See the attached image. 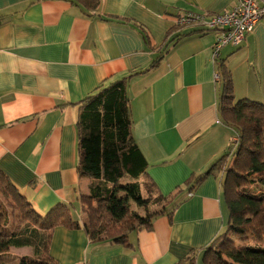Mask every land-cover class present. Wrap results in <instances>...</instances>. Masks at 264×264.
Returning <instances> with one entry per match:
<instances>
[{"label":"crops","instance_id":"1","mask_svg":"<svg viewBox=\"0 0 264 264\" xmlns=\"http://www.w3.org/2000/svg\"><path fill=\"white\" fill-rule=\"evenodd\" d=\"M97 1L88 17L67 0H0V172L39 214L64 204L82 224L79 198L93 181L77 176L76 104L161 56L129 81L127 93L149 177L164 196L182 190L172 217H156L124 245L57 227L48 255L58 264H178L223 231L228 212L216 172L192 193L184 183L207 172L234 140L217 112V62L230 72L236 99L264 105V21L213 61L216 32L178 26L176 18L229 11L236 0ZM29 249L10 247L0 264H19L26 255L9 254Z\"/></svg>","mask_w":264,"mask_h":264},{"label":"trees","instance_id":"2","mask_svg":"<svg viewBox=\"0 0 264 264\" xmlns=\"http://www.w3.org/2000/svg\"><path fill=\"white\" fill-rule=\"evenodd\" d=\"M67 1L88 17L95 15L99 5L97 0ZM160 61L158 56L147 69L100 86L76 104L77 176L93 181L88 196L79 198L82 224L64 204L39 214L0 172V256L10 247H29L33 255L19 264H58L48 255L51 233L57 227L82 228L93 243L124 245L130 233L151 230L156 217L164 213L172 217L179 204L174 200L182 190L177 187L164 196L149 177L147 162L132 137L127 93L131 79L156 68ZM216 64L221 82L217 112L222 124L233 130L234 140L207 172L191 175L184 186L192 193L216 172L228 214L223 231L210 246L191 251L178 264L198 260L201 264H264V105L236 99L230 72L223 62Z\"/></svg>","mask_w":264,"mask_h":264},{"label":"built area","instance_id":"3","mask_svg":"<svg viewBox=\"0 0 264 264\" xmlns=\"http://www.w3.org/2000/svg\"><path fill=\"white\" fill-rule=\"evenodd\" d=\"M264 21V0H236L229 11L218 14L183 13L176 18L178 26H196L204 31L216 32L212 59L216 61L225 46L240 47L246 36L258 23ZM215 81H220L215 74Z\"/></svg>","mask_w":264,"mask_h":264},{"label":"rangeland","instance_id":"4","mask_svg":"<svg viewBox=\"0 0 264 264\" xmlns=\"http://www.w3.org/2000/svg\"><path fill=\"white\" fill-rule=\"evenodd\" d=\"M218 88H219L218 90H221V86H219ZM131 208L134 209V210H136V207L133 204H131ZM138 212L141 213V214L143 213L142 210L141 211L138 210ZM22 254L23 255H26V258H29V257H31L33 255L32 249H29V251L26 250V251H23V252H14V253L9 254V255L10 256H12V255L13 256H15V255L19 256V255H22Z\"/></svg>","mask_w":264,"mask_h":264}]
</instances>
